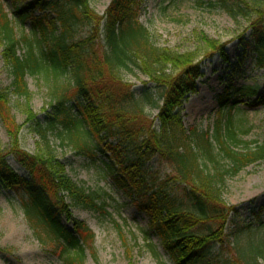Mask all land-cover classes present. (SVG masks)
Wrapping results in <instances>:
<instances>
[{
  "label": "trees",
  "instance_id": "16d2710c",
  "mask_svg": "<svg viewBox=\"0 0 264 264\" xmlns=\"http://www.w3.org/2000/svg\"><path fill=\"white\" fill-rule=\"evenodd\" d=\"M19 1L26 3L15 9V21L20 27L30 21V36L17 37L0 2V42L13 95L29 100L27 75L43 73L53 84V100L44 116L25 113L44 144L49 148L47 135L56 134L91 163L102 157L108 173L115 174L116 186L135 195L137 208L149 216V232L173 264H264V224L258 217L257 227L243 224L239 208L223 199L228 178L264 160V139L246 152L218 141L221 158L229 159L227 167L215 160L207 142V168L197 158L191 137L169 135L176 125L172 112L186 93L194 91L201 75L200 62L195 61L199 52L180 55L158 47L138 22V0H111L101 17L92 12L89 0ZM210 6L234 22H248L249 49L255 66L264 69V0H213ZM83 30L86 35L79 37ZM200 41L203 60L214 54L226 60L221 45L207 37ZM21 46L25 50L19 55ZM135 71L148 80L139 91L122 78ZM237 92L255 94L243 89L218 95L219 113L237 105L232 97ZM7 97L0 92V118L8 130H15ZM258 101L252 106H264V97ZM145 108L158 109L159 130ZM9 156L28 178L14 174ZM153 162L169 170L153 171ZM0 185L17 198L13 206L21 210L38 240L58 246L62 264H84V243L91 250L93 237L70 211L107 214L110 195L80 188L56 157L28 155L15 139L8 150L0 143ZM62 216L72 219L74 233L66 229ZM144 237L148 240L149 233Z\"/></svg>",
  "mask_w": 264,
  "mask_h": 264
},
{
  "label": "rangeland",
  "instance_id": "374dc122",
  "mask_svg": "<svg viewBox=\"0 0 264 264\" xmlns=\"http://www.w3.org/2000/svg\"><path fill=\"white\" fill-rule=\"evenodd\" d=\"M0 2L13 23L17 37L30 36L31 22L26 21L20 27L14 16L15 9H20L26 2ZM110 2L89 0V7L101 17ZM135 4L139 24L158 47L180 55L199 52L195 61L200 62L201 75L195 81L194 91L186 93L172 112L176 125L169 135L180 136L183 133L182 137H191L197 158L207 168L211 167L205 154L207 142L212 146L210 149L215 160L226 167L229 159L221 158L218 141L221 140L222 146L229 145L243 152L261 144L264 139V106L252 105L259 102L258 98L264 97V69L255 66L254 54L249 49L248 22H234L223 11L210 6L213 0H138ZM34 15L38 16L39 13L36 11ZM78 35L85 36L86 31ZM201 37L221 45L226 60L219 54L203 60ZM1 44L0 92L8 95L7 107L15 124V130H8L0 118L2 148L8 150L10 142L15 139L20 149L28 155L44 157L52 154L64 165L69 179L80 188L98 192L102 189L110 195L104 212L107 214L77 208L70 211L73 220L81 223L89 236L93 237L91 250L84 243V264H173L160 248L157 238L149 232V216L137 208L135 195L128 196L116 186L115 174L108 173L101 163L104 160L102 157L91 163L76 155L72 147L66 142L62 143L56 134L47 135L48 148L34 132L35 127L27 120L25 113L31 111L38 118L44 116L53 100V84L43 73L27 75L25 83L29 100L13 95L11 76L4 63ZM21 47L19 55L25 50L24 46ZM97 48H100L98 42ZM122 78L138 91L148 84V80L136 71L123 74ZM229 88L230 92L227 91ZM243 89L247 92L253 90L255 94H230L237 105L229 112L225 110L219 113L216 97ZM145 112L153 120V128L159 130L158 109L145 108ZM229 117L231 125L227 126ZM227 131L233 133L232 138L227 136ZM215 137L217 143L214 142ZM7 163L14 174L28 178L27 171L13 156L7 158ZM152 169L160 174L169 170L159 162H153ZM8 191L0 185V264H62L58 257V246L47 240H38L21 210L13 206L17 198ZM223 199L228 205L239 208L243 224L257 227V217L264 224V160L245 167L236 177L228 178ZM61 220L66 229L74 233L72 219L67 221L62 216ZM144 232L149 233L148 240H145ZM241 240L244 241V238Z\"/></svg>",
  "mask_w": 264,
  "mask_h": 264
}]
</instances>
